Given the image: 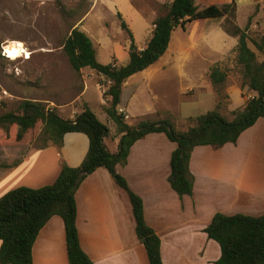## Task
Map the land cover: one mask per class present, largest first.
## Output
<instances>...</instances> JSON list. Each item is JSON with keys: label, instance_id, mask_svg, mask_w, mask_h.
I'll list each match as a JSON object with an SVG mask.
<instances>
[{"label": "crops", "instance_id": "crops-1", "mask_svg": "<svg viewBox=\"0 0 264 264\" xmlns=\"http://www.w3.org/2000/svg\"><path fill=\"white\" fill-rule=\"evenodd\" d=\"M127 1L136 14L156 15V9L160 10L172 0ZM231 1L206 0L204 8ZM244 1L234 0L236 23L240 27L245 26L255 5V0H251V9L243 24L241 20L238 22L237 13ZM195 5L198 10L204 9H200L199 0H195ZM85 15L73 27L79 28ZM224 20L225 17L198 19L189 22L184 30L176 28L166 52L154 64L123 83L117 108L129 116L125 120L127 124L169 120L180 130L192 125L189 122L180 126L177 112L162 98L169 81L181 83V90L186 91L182 92L183 97L189 93L193 98L212 94L217 101L208 76L209 67L190 65L215 64L236 47L237 37L225 32ZM115 64L120 65L117 60ZM96 78L107 80L90 68H82L76 72L74 86L77 90L73 87L79 93L77 96L61 103L50 99L41 101L64 118H74L80 113L76 104L81 108L86 104L97 116L95 108L84 97L90 82L94 81L101 94L99 109L110 125L104 142L109 151L115 152L120 134L102 109L105 99ZM237 88L244 99L239 108L242 109L247 101L243 91L233 86L227 92L232 103L231 92ZM230 110L235 109L230 107ZM176 146L163 132L149 133L131 146L126 164L118 165L117 173L142 198L145 221L161 241L163 264H213L221 256V249L205 229L216 213L264 214V118L257 119L243 131L235 143L219 148L196 146L189 162L194 177L193 192L182 197L168 182L170 156ZM0 147L3 148H0L1 197L16 187L39 188L52 184L63 164L71 167L81 164L89 139L84 133L68 132L63 136L61 147L40 148L24 138L15 144L0 142ZM75 200L80 245L94 264H149L145 247L135 232L128 195L106 168H97L82 181L75 192ZM32 264H69L60 216H52L39 231L32 247Z\"/></svg>", "mask_w": 264, "mask_h": 264}, {"label": "trees", "instance_id": "trees-1", "mask_svg": "<svg viewBox=\"0 0 264 264\" xmlns=\"http://www.w3.org/2000/svg\"><path fill=\"white\" fill-rule=\"evenodd\" d=\"M235 12L234 0L220 6L210 5L202 10L197 9L195 0H172L166 6V11L153 19L150 35L142 49L135 45L132 32L118 13L120 25L131 40L129 60L125 65H116L115 61L108 64L98 62L93 42L86 32L77 26L70 29L61 45L70 67L76 72L85 67L90 68L110 81L103 92L105 104L102 109L115 123L120 134L118 147L115 152L109 151L104 142L109 129L86 104L82 105L81 112L74 118H64L55 108L29 99H22L16 110L1 114L0 142L21 141L27 131L40 122L41 130L33 141L38 144H35L37 147H61L63 136L68 132L86 134L89 147L81 164L77 167L63 164L52 184L39 188L16 187L0 197V264H32L35 239L54 215L60 216L64 223L69 264H94L80 245L75 192L82 181L99 167L106 168L127 193L135 220V232L145 247L149 264H163L161 241L145 221L143 200L117 173V166L126 164L131 146L137 140L149 133L163 132L177 145L170 156L168 182L180 197L191 195L194 177L189 162L193 149L205 145L219 148L226 143H235L243 131L257 119L264 118V59L260 60L250 46H255L264 56V33L259 41L250 37L248 29L253 14L248 17L245 26L240 27L236 24ZM223 17L225 32L237 37L235 60L241 72V88L246 87L254 93L244 107L233 110L232 118L221 112L224 98L228 96L224 93L228 74L219 63H215L210 66L208 76L217 94V103L214 109L194 117L193 124L187 129L180 130L169 120H144L137 125L127 124L117 112L123 83L131 75L154 64L166 52L176 28L184 30L191 21ZM2 61L8 60L0 54ZM205 232L221 249V256L213 264H264V214L216 213Z\"/></svg>", "mask_w": 264, "mask_h": 264}, {"label": "rangeland", "instance_id": "rangeland-1", "mask_svg": "<svg viewBox=\"0 0 264 264\" xmlns=\"http://www.w3.org/2000/svg\"><path fill=\"white\" fill-rule=\"evenodd\" d=\"M205 2L206 0H199L200 9L205 7ZM250 2L251 0H245L240 3L238 22L241 20L243 24L245 23L251 9ZM156 10V15L136 14L127 0H0V43L12 38L17 39L31 52L30 58L26 60L19 58L15 61L0 62V115L16 110L22 99L34 101L50 99L61 103L79 94L74 91L77 90L74 86L76 72L70 67L61 45L70 29L86 12L79 29L91 38L97 61L108 64L117 60L120 65H125L129 60L131 40L122 29L117 14L120 13L127 23L135 45L143 47L150 35L153 19L163 14L166 6L163 5L160 10ZM252 14L248 33L250 37L259 41L264 33V0H255ZM250 46L259 55L260 60L264 59L255 46L252 44ZM235 56L234 48L223 60L217 62L228 74L224 83V93L228 96L224 98L221 112L229 118L233 117L230 107L239 109L244 99L237 88L231 92V103L228 89L238 86L247 100L253 93L246 87L241 88V72ZM212 65L201 63L190 67L210 68ZM95 80L105 85V80L101 78ZM180 86L179 81H169L162 94L169 107L177 112L180 126L182 124L185 126L189 122L193 124L194 117L214 109L217 103L214 95L200 94L193 98L192 93H189L183 97L186 91H182ZM84 97L95 108L97 118L106 126H110L99 109L101 94L94 81L90 82ZM41 102L47 106L46 102ZM76 107L81 112L82 108L77 104ZM41 127V123L38 122L34 128L28 130L24 136L25 141L33 142ZM8 143L16 142L10 140Z\"/></svg>", "mask_w": 264, "mask_h": 264}, {"label": "built area", "instance_id": "built-area-1", "mask_svg": "<svg viewBox=\"0 0 264 264\" xmlns=\"http://www.w3.org/2000/svg\"><path fill=\"white\" fill-rule=\"evenodd\" d=\"M23 48H24L23 52H20V55L18 57H14L13 58V57H11L9 55V52L7 50V44H6V41H5V42L1 43V45H0V54H1L2 57H4L7 60H10V61H15L16 59H19V58H23L25 60L29 59L30 55H31L30 50L28 49L27 46L24 45V43H23ZM109 84H110V81L107 79L106 82H105V85L104 84L101 85V89H102L103 92L106 91V89H107ZM117 112L123 116L124 120L129 118V116L127 115V113H125V111L123 109L117 108Z\"/></svg>", "mask_w": 264, "mask_h": 264}, {"label": "bare ground", "instance_id": "bare-ground-1", "mask_svg": "<svg viewBox=\"0 0 264 264\" xmlns=\"http://www.w3.org/2000/svg\"><path fill=\"white\" fill-rule=\"evenodd\" d=\"M7 50L9 52V55L11 57H18L20 55V52H23V43L20 40H7Z\"/></svg>", "mask_w": 264, "mask_h": 264}]
</instances>
